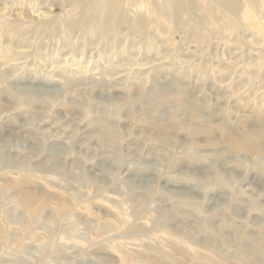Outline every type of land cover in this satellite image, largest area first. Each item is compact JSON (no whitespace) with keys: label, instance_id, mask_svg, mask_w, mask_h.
Here are the masks:
<instances>
[{"label":"rangeland","instance_id":"374dc122","mask_svg":"<svg viewBox=\"0 0 264 264\" xmlns=\"http://www.w3.org/2000/svg\"><path fill=\"white\" fill-rule=\"evenodd\" d=\"M204 7L0 0V264H264V0Z\"/></svg>","mask_w":264,"mask_h":264},{"label":"bare ground","instance_id":"6f19581e","mask_svg":"<svg viewBox=\"0 0 264 264\" xmlns=\"http://www.w3.org/2000/svg\"><path fill=\"white\" fill-rule=\"evenodd\" d=\"M48 3L53 4V1L60 3L67 9L65 11L71 12V20H63L62 18H55L45 21H28L27 26L33 29L45 28L52 29L60 27L62 29H71L74 25L80 22L84 17V12L91 10L92 13L98 14L96 19L92 20L94 23L99 24L101 27L109 26L113 27L115 31H121L123 28L117 29L118 24L127 22L126 13L131 17L133 22H136L138 26H144L147 20L151 19L156 12L163 16V18H170L180 16L183 14L188 19L193 20L197 11L205 10V5L211 14H220V16H231L243 11L246 16H249L256 8L257 0H45ZM51 1V2H50ZM242 5L244 7H242ZM155 10L154 13H145ZM57 25V26H54ZM22 25V27H27ZM54 26V27H53ZM8 27V26H7ZM0 28L2 32L6 31L7 34L11 33L13 28H6L2 20L0 19ZM117 29V30H116ZM181 63L190 62L188 58H184ZM79 65L76 68L79 69L83 66L79 61ZM75 68V69H76ZM85 68V67H84ZM87 71L93 70L92 67L86 66ZM74 73V72H73ZM102 74V72H100ZM52 74V72H51ZM51 76V75H50ZM112 76L110 74L107 75ZM66 78V77H64ZM178 107L181 106V102L177 103ZM232 147L236 150H242L247 147L245 143L233 142ZM212 184V183H211ZM179 194V193H178ZM181 196V195H180Z\"/></svg>","mask_w":264,"mask_h":264}]
</instances>
